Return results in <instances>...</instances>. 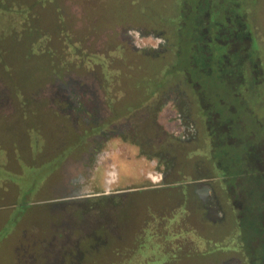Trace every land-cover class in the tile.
Segmentation results:
<instances>
[{
    "label": "rangeland",
    "instance_id": "374dc122",
    "mask_svg": "<svg viewBox=\"0 0 264 264\" xmlns=\"http://www.w3.org/2000/svg\"><path fill=\"white\" fill-rule=\"evenodd\" d=\"M182 1L0 0V58L4 59V66H0V72L5 73L3 67L8 66L9 73L17 77L21 74H30L33 63L43 69V74L45 70L48 73L49 70L50 72L60 71L65 67H62V61H66V58L72 59L69 54H72L74 58L83 59L94 51L93 47L86 44L81 29L73 27L78 20L73 18L77 10L75 8L74 12L71 11L73 5L86 6L89 12L86 22L91 28L89 35L93 30L99 32L96 40L103 32L110 29L104 23L110 19V25L134 21L152 28L166 29L168 38L173 41L175 32L171 24L178 27L177 25L183 20L181 15H188L191 9L194 15L196 12L197 15L205 12L201 15V20L207 24L210 19L208 13L211 11L212 25L208 29L213 39L208 47L213 48L222 41L223 52L230 50L232 53L230 55L228 53L227 65L230 66V76L228 75L225 80L228 98L226 95L224 106L219 103V97L217 102L215 98L214 105L208 110L216 113L214 120L217 122L218 141L212 148L202 136L197 146L195 144L191 146L193 150L184 153L199 155V159L208 160L210 156L215 158V168L210 161H205L200 163V169L213 167L214 176L211 174L210 176L214 179L217 195L221 194L222 197H220L225 204H228L229 200L233 202V206L232 204L226 206L225 219L217 224L206 223L202 210L200 231L194 232L193 227L197 224L195 221L190 223V227L186 224L189 222H186L184 225L186 238L182 233L184 239L177 234L178 229L169 227L173 221L169 216L166 219L167 225L164 228L161 227L157 235L153 232V227L152 232L150 231L144 237L143 242L126 240L118 248H115L111 242L109 246L101 247L95 254L87 252L81 264H165L167 263L165 258L174 256L173 253L183 254L186 257L182 261L175 260L173 264H264V218H262L264 204L260 203L263 196L260 197L261 192L258 190L262 187L264 193V0H185L181 3ZM70 21L73 26L68 25L69 29L67 23ZM203 23L199 24L202 28L198 26L196 29H191L192 26L187 24L181 29L180 39L177 41L175 39L174 42H177V45L173 49L179 57L176 59L173 54L171 55V59L174 58L175 61L169 58L156 61L158 66L153 67V63L147 59L132 58L131 53L125 55L119 51L118 57L122 68L116 72V77L131 80L132 85L127 89H129L128 94L131 100L134 101L133 105L154 93L161 85L158 83L169 80L170 74L175 73L181 76L182 70L187 69L190 63L198 66L199 54H191L189 50H192L191 46L195 43L192 39L203 36V32L207 30ZM67 32H70L69 36ZM252 32H254L253 37ZM32 33H35L34 37H28ZM69 37L73 40L71 47L67 46V41L65 43ZM49 38L51 41L48 40ZM81 40L84 48L76 50L77 43H81ZM33 41H35L34 44H32ZM37 41L45 48L39 46ZM198 48L201 49L199 43ZM6 53L9 54L6 56L8 59L4 58ZM236 53L241 54L243 59H237L239 54L235 56ZM42 56L43 58H40ZM17 58L23 59L24 63L21 65L12 63ZM30 58L34 59L31 64L27 60ZM176 62L179 64V72L173 67ZM81 63H83L82 60ZM167 65L169 68L165 69ZM82 67V70L77 69V71H83ZM72 69L76 70V66ZM211 69L207 79L211 78L216 87L218 70L216 66H212ZM98 70L101 74L99 67ZM191 74L193 78L195 75L199 77L201 70ZM162 75L164 76L161 77ZM10 85L11 89H14L13 84ZM40 87L44 88L43 85ZM197 88L202 89L199 86ZM24 89L29 90L32 95L37 91L35 86L24 87ZM117 89H120L119 84ZM218 90L221 91V89ZM29 97L30 95L25 98L27 103L25 102L24 106H29L31 114L26 117L25 122L32 125L33 120L37 118L38 125L44 130L42 136H36L37 144L32 146L35 150L34 154L41 147L46 150V153L40 154L35 165L31 164L27 159L28 152L24 149L27 138L17 133L15 125L0 123V264H38L28 259L31 254L27 256V253L31 248L21 238H30L33 227L43 229L48 227L49 213L52 208L60 207L50 200L47 182L55 179L56 174L53 169L61 157L59 152L56 153V143L72 139L71 137L67 139L65 133L64 136L58 134L51 124L50 117L41 112L46 111L45 109L41 111L37 109L38 113H36L29 102ZM14 99L19 105L18 98ZM204 105L209 108L206 102ZM229 108L231 112L228 111ZM228 124L232 145L227 147L224 128ZM238 152H241L242 156L245 154L246 157L244 162L247 174L244 175L242 189L250 193L247 196L242 194V189L237 191L228 188L227 192L222 191L221 188L224 186L217 177L223 176L228 170L229 172H236L237 168L240 170L237 161H232L234 158L240 159ZM220 162L223 168H220L222 166ZM249 168L258 174L254 171L250 172ZM249 181L252 185L248 189ZM255 184L256 188L253 186ZM166 203L163 193L144 197L142 202L122 209L119 217L122 223L132 222L135 227V224H140L144 214ZM201 237L208 239V243L204 246L199 242ZM87 247H91V243L86 241L83 248ZM114 249H119L120 253L115 256L109 255L108 253H113Z\"/></svg>",
    "mask_w": 264,
    "mask_h": 264
},
{
    "label": "flooded vegetation",
    "instance_id": "af4514ba",
    "mask_svg": "<svg viewBox=\"0 0 264 264\" xmlns=\"http://www.w3.org/2000/svg\"><path fill=\"white\" fill-rule=\"evenodd\" d=\"M71 11L78 20L74 26L72 21L68 22L67 27L81 29L86 44L94 48L87 58L69 54L72 59L62 61L63 70H49V73L45 70L43 74L40 66L33 65L32 57L27 59L33 63L30 74L17 77L9 73L8 66L3 67L5 73L0 72V123L15 125L17 133L27 138L24 149L31 164L35 165L46 150L41 147L40 153L34 154L36 136H42L44 130L37 118L32 125L25 122L31 114L29 106H24L27 96L30 95L29 102L36 113L46 110L41 112L50 117L58 134L72 138L56 143V153L61 157L53 169L55 179L47 182L50 200L60 207L52 208L48 227H33L30 238H21L31 248L28 259L38 264H81L87 252L95 254L111 242L115 248L126 240L143 242L153 227L157 235L167 225L169 216L177 220L179 236L184 232L183 226L190 227L193 221L197 223L194 232L200 231L202 210L206 223L223 221L226 206H233V202L229 200L225 204L221 194L217 195L212 179L215 158L199 159V155L184 154L193 150L191 146H197L202 136L215 147L216 113L208 111L214 105L215 95L207 97L206 92L197 88L199 84L182 72L181 76L159 82L161 85L154 93L133 105L127 89L132 85L131 80L116 77L122 68L118 53H131L132 58L147 59L153 67L158 66L156 61L177 55L173 51L177 45L175 38L171 41L166 29L123 20L125 24L110 25L109 19L104 23L110 29L96 40L99 32L93 30L89 35L86 6L73 5ZM171 25L176 33V26ZM39 41L38 45L43 46L44 42ZM66 41L71 47L72 37ZM77 44L76 50L84 48L82 40ZM228 53L232 54L230 50ZM3 60L0 58V66H4ZM12 63L21 65L24 61L17 58ZM81 66L83 71L78 72ZM168 68L167 65L165 69ZM30 86L37 87L33 95L24 89ZM205 102L209 108L204 107ZM224 129L225 144L230 146L229 124ZM205 161H210L214 168L204 166L201 170L200 163ZM161 193L166 205L144 214L139 225L133 227L132 222H121L122 209ZM86 241L91 247L83 248ZM118 251L114 249L108 254L115 256Z\"/></svg>",
    "mask_w": 264,
    "mask_h": 264
},
{
    "label": "trees",
    "instance_id": "16d2710c",
    "mask_svg": "<svg viewBox=\"0 0 264 264\" xmlns=\"http://www.w3.org/2000/svg\"><path fill=\"white\" fill-rule=\"evenodd\" d=\"M183 2H185V0H183L181 3H183ZM196 11H197V9H196ZM204 13L201 12V13H198V15H197V12H196L195 15H194V13H192V9H191V11L189 12L188 15H186V16L181 15V17H182L183 20L180 21V24H178L177 25L178 27H176V33H175V36H174V38L176 39V41L180 39V31H181V29L183 27H186L187 24H189L190 26H192L191 29H196V28H198V26H200L202 28V26L199 25V24L200 23H203L202 20H201V15H203ZM208 15H209V18H210L209 19V22L207 24L206 23H203L204 24V27L205 26L207 27V30L205 32H203V36H201L199 38H196L195 37V39H192L191 38L192 39V42L193 43L195 42V43L193 44L194 46H191L192 47V50H189V51H191V54L192 53L193 54H195V53L199 54L200 61L198 63V66L197 65H194L193 63H190V65L187 67V69H183L182 72L185 75H189L190 78H191V80L193 81V83L199 84V86L202 88L201 90H203L204 92H206V94H207L208 97L210 96V94H214L215 95V98H216V102H217V98L219 97L220 98V99H218L219 100V103L222 106H224L225 105L224 99H227L228 98V95H227V87L225 86V84H227V83H225V80L227 79V76H228L229 70H230V68H229L230 66L227 65V63H228L227 62L228 50H226L225 52H223L222 48L224 46L221 45L222 44V41L221 42H218L216 44V45H219L218 47H216V45H215V47L209 49L208 45L211 42V40L213 39V36L210 34L209 29H208L209 26L212 25V22H211L212 13H211V11H210V13H208ZM251 26H252V22H251ZM249 35H251V33H249ZM253 35H254V32H252V37H253ZM196 39H198L197 41H199V42H197ZM198 43H199V45H201V49L200 50L198 48ZM237 54H239V53H236L234 55L236 56ZM175 57L177 59L179 56L176 55ZM241 58H242V55L239 54V57H237V59L240 60ZM214 61H216V62H214ZM178 65L179 64L176 62L175 66H173V67H174L175 70H177L179 72L180 70H179ZM212 66H216V68L218 70L217 71L218 73L216 75L217 76L216 81L218 82L216 87H218V88H216L214 86V84L212 83L211 78H210V80L207 79L208 74L212 70L211 69ZM232 66H233V64H232ZM199 69L201 70V75H205V74L206 75L205 76H201L200 75L199 77L195 75V78H193L194 76L191 73L193 72V74H194V72L198 71ZM170 75L171 76H174V78L176 76H178V74H175V73H173V75L172 74H170ZM218 89H221V91H219ZM226 95H227V98H226ZM227 147H228V145H227ZM238 153L240 154V159H235L234 158L232 161L233 162L234 161H237L236 163H237V166L240 167V170L237 168L236 172H234V171L233 172H229V170L227 169L228 166H229L228 165V166H226V170H228V171H226V173L223 176H221V177L220 176H217L218 179L222 181L221 184L224 187H222L221 189L224 192H227L228 188H231L233 190L239 191V190L242 189V185H244V180H243L245 178L244 175L247 174V171H245V162H244V160L246 159V157H245V154H244V156H242L243 154H241V152H238ZM239 165H241V166H239ZM220 168H223V164H222V166H220ZM248 170H250V172H253L254 171V170H251L250 168ZM254 172H256V171H254ZM256 174H258V172H256ZM255 181H256V178L254 179V182ZM247 183H248L247 185H249L248 186V189H249L251 187L252 183H250V181L247 182ZM260 185H262L261 182H260ZM253 186H254V188H256V184L253 185ZM262 189H263L262 187L261 188H258V190L261 192L260 193V197H261V195L263 196V198H261V202L260 203H263L264 204V202H263L264 201V193H263V190ZM241 192H242V194L243 193L246 194V196L248 194H250L247 191L245 192L243 189L241 190ZM224 194L226 195V193H224ZM239 194H241V193H239ZM243 207H244V205H243ZM263 208H264V205H263ZM260 214H262V213L260 212ZM262 215H263L262 218H264V212H263ZM177 225H178V222L176 220V221H173L171 223V225H169V227L172 226L173 228L178 229L177 228ZM185 234L186 233H184V235H183L184 237H185ZM183 236H180V237H183ZM199 242L201 243L202 246H204L205 243H208V239L201 237L199 239ZM178 248H180V246ZM173 255L174 256H171V257L168 256V257L165 258V259H167V261H166L167 263H165V264H173L175 260L182 261V259L186 258V257H184L185 255H183V254L182 255H179V254L177 255L176 253H173Z\"/></svg>",
    "mask_w": 264,
    "mask_h": 264
}]
</instances>
